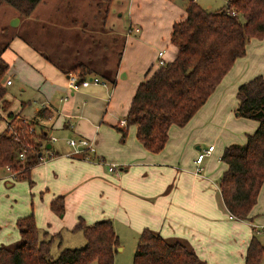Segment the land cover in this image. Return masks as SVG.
Instances as JSON below:
<instances>
[{"label":"crops","instance_id":"crops-1","mask_svg":"<svg viewBox=\"0 0 264 264\" xmlns=\"http://www.w3.org/2000/svg\"><path fill=\"white\" fill-rule=\"evenodd\" d=\"M189 1L129 0L126 26L123 30L111 27L113 32L107 33L124 40L114 82L98 74L107 85L90 83L73 89L69 85L71 71L59 68L22 34L11 38L2 54L10 63L8 70L19 79L20 97L8 91L15 81L7 73L5 98L10 103L6 109L0 100V133L7 128L9 111H14L34 121L38 131L44 128L49 142L42 150L50 148L55 154L32 166L23 177L11 178L5 173L2 178L7 179L0 178V245L21 241L17 219L31 212L41 235H53L52 245L56 242L57 246L66 232L82 231L74 228L79 218L86 223L111 219L119 237L115 256L125 249L128 237L136 247L146 227L191 246L205 264H245L251 238L256 236L264 243V181L247 219L231 215L219 188L227 167L221 159L224 147L244 142L258 125L256 119L239 114L236 92L241 83L264 75V35L249 39L245 53L235 59L186 123L170 125L160 150L144 146L137 137L136 124L126 127L119 123L138 84L158 66L155 61L176 56L178 46L170 40L172 25L185 17ZM196 1L207 9L227 2ZM14 16L20 15L12 9L5 22L10 23ZM54 19L62 21L56 15ZM5 22L0 31L7 26ZM78 45L74 42V49ZM72 55L69 49L67 59ZM119 126L125 127V135ZM52 135L58 139L51 141ZM67 136L91 138L95 144L92 158L67 155L71 150L64 140ZM211 145L213 150L197 172V153ZM112 163L115 167L110 170ZM57 196L63 199L61 211L52 208ZM259 264H264V254Z\"/></svg>","mask_w":264,"mask_h":264},{"label":"trees","instance_id":"trees-1","mask_svg":"<svg viewBox=\"0 0 264 264\" xmlns=\"http://www.w3.org/2000/svg\"><path fill=\"white\" fill-rule=\"evenodd\" d=\"M42 0H0L1 5H11L22 17H29ZM112 0H96L101 16L102 28ZM236 10L237 13H233ZM11 27L5 26L6 31ZM101 28V29H102ZM102 33L103 53L96 58L59 62L50 58L59 68L78 71L80 79L90 73L100 74L114 82L124 40ZM16 34V33H15ZM264 35V0H227L220 8L207 9L196 0L186 5V15L172 25L170 40L178 46L176 56L158 66L142 80L130 102L126 113V127L137 125V137L152 151L163 148L171 124L182 125L200 108L215 89L235 59L243 55L253 36ZM14 35H12L13 37ZM0 49V100L7 109L10 101L5 98V78L10 63ZM112 45V46H110ZM87 50V49H86ZM66 51V46L64 47ZM66 54V52H64ZM114 60V66H108ZM104 64L97 68V63ZM114 79V80H113ZM237 111L240 115L256 119L257 127L246 135L244 142L227 144L221 159L227 163L219 179V188L224 203L233 216L247 219L257 202L264 181V75L258 74L238 86ZM9 118L18 120L20 135L15 138L6 130L0 133V165L23 166L18 177L28 174L30 168L41 161L42 144L48 145V133L29 131V124L14 111ZM31 123H35L31 121ZM122 135L125 127H118ZM30 140L35 148L27 149L25 159L20 158L22 144ZM63 199L52 200V208L63 209ZM17 224L22 235L16 245H0V264H114L119 237L109 218L86 223L79 218L74 225L81 229L85 242L80 246L62 247L52 255L53 235L43 237L34 212L20 216ZM47 234V233H46ZM264 254V243L253 236L245 254V264H259ZM132 264H205L197 252L180 240H168L148 227L138 237Z\"/></svg>","mask_w":264,"mask_h":264},{"label":"rangeland","instance_id":"rangeland-1","mask_svg":"<svg viewBox=\"0 0 264 264\" xmlns=\"http://www.w3.org/2000/svg\"><path fill=\"white\" fill-rule=\"evenodd\" d=\"M40 3L41 6H37V10H35V12L33 11L29 17L24 16V14L22 17L14 16L11 18L10 23H6L5 20L8 13H11L14 7L6 4L0 6V26L4 22L11 26L6 31L4 29L0 31V49L5 42H10L12 35L22 34L24 37L28 38L30 42H34L43 52H46L55 61H66L68 63L79 58L87 59L89 57L88 47H90V54H93L91 56L96 58V56L99 57L104 51L102 43H104L105 40L102 38V33L112 31L110 30L111 27L115 30H123L128 22L127 8L129 0L111 1L106 22V25L108 27L110 26L109 29L105 25H103L102 28V20L98 13L96 0H42ZM15 11L18 13L16 9ZM55 15L63 22L56 21L54 19ZM18 17H20V22L14 25L12 20L18 22L16 19ZM74 42H78L79 44L75 49L73 46ZM65 46L66 51H64ZM77 48L87 50L81 51ZM69 49L70 53H74V55L67 59ZM64 52H66V54H64ZM113 63L114 60L109 62L108 66H112ZM155 64H158V59L155 61ZM96 67L101 69L104 67V64L98 62ZM7 73V76L12 77L15 81L13 85H8V91L20 97L19 79L11 72V68ZM19 125H21L20 122L14 120L10 128H6L7 133L17 138L20 133V130L17 128ZM35 145L36 143L30 140L22 144L24 148L31 149L35 148ZM23 168V166H18L14 169H18L19 174ZM8 174L7 168L3 165V167L0 168V178H2L3 175L9 176ZM12 177L13 176H11V178ZM2 179H7V177ZM20 190L22 191L23 188L20 187ZM128 239L129 237L125 239V249L115 256V264H132L133 252L136 247H134L135 245ZM122 241L124 242V240ZM83 242L84 235L82 231L74 230L73 232H66L62 244L57 246L56 242L53 243L52 255L56 256L62 247L80 246ZM16 244H18V242L15 243V241H11L8 245L13 246ZM89 264H96V261H91Z\"/></svg>","mask_w":264,"mask_h":264},{"label":"built area","instance_id":"built-area-1","mask_svg":"<svg viewBox=\"0 0 264 264\" xmlns=\"http://www.w3.org/2000/svg\"><path fill=\"white\" fill-rule=\"evenodd\" d=\"M195 1V0H193ZM233 13H237L236 10H232ZM136 31L139 30L138 27L135 28ZM163 54V50L159 51V56H161ZM166 61L164 60L163 57L159 58L158 63L159 64H164ZM8 83L12 82V79H8L7 81ZM90 83H100L102 85H107L108 81L106 79H103L101 76H99L98 74H91L90 76H85L84 78L80 79L78 72L76 71H71L69 73V85L73 88V89H78L80 86H85L88 85ZM14 121V120H13ZM12 119L9 118L7 121V128H10V126L13 123ZM23 121L27 124H29V131H38V127L36 126L35 123H31V120H28L26 118H23ZM119 123L121 125H125L126 124V119L125 118H121L119 120ZM19 130V129H18ZM20 135V133L18 134V136ZM58 137L56 135H52L51 136V141H55L57 140ZM65 142L70 146L71 150L67 153V155H77L83 158H92V154L95 152V144L93 142V140L89 137L86 136H67L64 138ZM30 144V143H28ZM43 149L46 147L45 144H42ZM27 149L28 148H24L22 150H20L19 156L22 159H25L27 156ZM213 150V145L209 146L207 149L205 150H201L197 153V156L195 157V163H196V167L195 170L201 171L203 168L202 162L203 159L206 155H208L210 153V151ZM55 154L54 151H52V149L48 148L47 152H44L43 150H41V160H46L47 158L53 156ZM115 167V164H110L109 165V169L113 170ZM5 168H7L10 176L13 177H17L18 174V169L15 170L14 167H12L11 164H6ZM233 216V214H231Z\"/></svg>","mask_w":264,"mask_h":264},{"label":"water","instance_id":"water-1","mask_svg":"<svg viewBox=\"0 0 264 264\" xmlns=\"http://www.w3.org/2000/svg\"><path fill=\"white\" fill-rule=\"evenodd\" d=\"M17 20H18V22H15L14 20H12V23L14 24V25H17L19 22H20V18L18 17V18H16ZM12 24V25H13Z\"/></svg>","mask_w":264,"mask_h":264}]
</instances>
